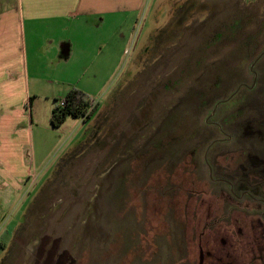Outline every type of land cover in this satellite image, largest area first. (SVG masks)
Listing matches in <instances>:
<instances>
[{
    "label": "rangeland",
    "instance_id": "obj_1",
    "mask_svg": "<svg viewBox=\"0 0 264 264\" xmlns=\"http://www.w3.org/2000/svg\"><path fill=\"white\" fill-rule=\"evenodd\" d=\"M70 33L81 48L69 60L39 62L42 96L29 105L35 176L0 222V264H197L201 234L214 238L203 223L216 216L200 208L203 146L217 135L204 126L208 111L243 146L217 156L222 163H245L264 139V119L255 120L264 86L217 100L239 80H264V63L250 71L264 48V0H143ZM76 83L97 108L55 128L46 93L60 99Z\"/></svg>",
    "mask_w": 264,
    "mask_h": 264
},
{
    "label": "crops",
    "instance_id": "obj_2",
    "mask_svg": "<svg viewBox=\"0 0 264 264\" xmlns=\"http://www.w3.org/2000/svg\"><path fill=\"white\" fill-rule=\"evenodd\" d=\"M142 4L143 0H0V222L25 182L35 176L29 105L42 96L39 87L45 72L40 60L52 55L69 60L81 48L72 28H99L110 16L133 12ZM46 94L54 99L52 113L66 92L60 99V92Z\"/></svg>",
    "mask_w": 264,
    "mask_h": 264
},
{
    "label": "flooded vegetation",
    "instance_id": "obj_3",
    "mask_svg": "<svg viewBox=\"0 0 264 264\" xmlns=\"http://www.w3.org/2000/svg\"><path fill=\"white\" fill-rule=\"evenodd\" d=\"M251 60L255 65L250 71L255 75L257 65L264 63V48ZM246 70L248 71L247 68ZM251 85L248 80L247 82L239 80L229 95L219 96L217 100L232 98L235 91L242 86H250L248 88L250 93L247 95L250 96L251 93H256L258 88H263L264 80L260 79L253 87ZM249 99L246 98L244 107L253 102ZM236 109L237 107L234 108ZM227 112H224V117L234 114ZM213 117L214 115H209L207 122L217 131V135L203 146V167L208 169L204 181L209 188L203 190L200 208L203 212H209L208 214L214 212L216 215L212 223L209 224L207 221L203 223L207 225L206 227L210 225L213 227L214 238L207 239L204 233L201 234L196 243L197 264H264V139L250 145L248 148L250 159L245 163L224 164L217 156L220 157L222 152L242 150L243 146L242 143L229 141L226 135L229 128L225 127V130L223 124L213 122ZM261 119H264L262 115L255 118ZM197 145H191L190 149L196 148ZM213 155L215 161L212 159Z\"/></svg>",
    "mask_w": 264,
    "mask_h": 264
},
{
    "label": "trees",
    "instance_id": "obj_4",
    "mask_svg": "<svg viewBox=\"0 0 264 264\" xmlns=\"http://www.w3.org/2000/svg\"><path fill=\"white\" fill-rule=\"evenodd\" d=\"M241 17L242 16H239L238 18L241 20L240 21V28L242 26V29H243V27H245L244 26L245 24L243 23L245 21V19L244 18L242 19ZM234 22H235V20L232 21L231 23H229V26L225 25L222 28V31L220 30V31L216 32L212 37H214L219 32H221L222 36L224 37L225 32H223V31H225V30H223V29H225V27H228L227 31H229L230 26H232V27L234 26ZM256 36H255V38L253 37L254 43H256ZM233 38H234V36L231 39H233ZM256 56H257V54L253 55L252 57L254 58ZM235 88H233V90ZM232 91H229V94ZM220 96H224V95H220ZM225 96H227V95H225ZM196 100H197V98H195V106L198 108L201 104V97H200V99L198 98L197 102H196ZM30 101H31V99H30ZM64 101H65L64 105L60 104V102H59L52 109L50 121H51L52 126L55 128L61 127L69 117H74V118L83 117V118H85V120L90 118L91 115L93 114V112L96 110L97 104H98L95 101V99H93L88 93L84 92L83 90H81L77 87H72L69 89V91L66 93V95L64 97ZM214 105H213V107H214ZM212 110L213 109H211L210 111L207 110L208 114H207L206 118L211 114ZM204 126L205 127H211V125H209L208 122L205 121V119H204Z\"/></svg>",
    "mask_w": 264,
    "mask_h": 264
},
{
    "label": "built area",
    "instance_id": "obj_5",
    "mask_svg": "<svg viewBox=\"0 0 264 264\" xmlns=\"http://www.w3.org/2000/svg\"><path fill=\"white\" fill-rule=\"evenodd\" d=\"M65 101L64 98L60 100V104L64 105Z\"/></svg>",
    "mask_w": 264,
    "mask_h": 264
}]
</instances>
